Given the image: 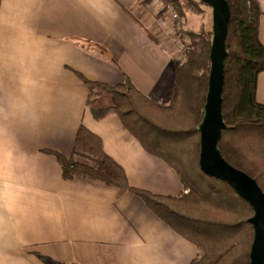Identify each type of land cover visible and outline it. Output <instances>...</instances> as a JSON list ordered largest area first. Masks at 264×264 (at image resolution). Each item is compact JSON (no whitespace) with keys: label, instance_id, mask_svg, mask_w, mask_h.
<instances>
[{"label":"crops","instance_id":"crops-1","mask_svg":"<svg viewBox=\"0 0 264 264\" xmlns=\"http://www.w3.org/2000/svg\"><path fill=\"white\" fill-rule=\"evenodd\" d=\"M257 2L264 46V0ZM152 5L0 0V264H191L197 257L195 245L140 197L81 175L66 180L55 156L71 157L83 125L130 187L161 196L184 191L178 174L116 113L94 117L81 79L110 86L128 79L159 100L173 81V58L154 10L162 11ZM256 99L264 104V72ZM96 102L95 109L109 106Z\"/></svg>","mask_w":264,"mask_h":264},{"label":"trees","instance_id":"trees-1","mask_svg":"<svg viewBox=\"0 0 264 264\" xmlns=\"http://www.w3.org/2000/svg\"><path fill=\"white\" fill-rule=\"evenodd\" d=\"M165 1L184 22L180 2ZM226 1L231 11L222 94L227 128L218 148L230 165L256 180L264 192V104L256 99L258 76L264 72V46L259 37L262 13L257 0ZM179 36L188 59L174 69L168 106L154 103L128 79L114 86L81 79L89 89L87 103L94 117L116 113L147 152L178 174L184 187L180 195L161 196L130 187L124 169L105 153L102 140L83 125L71 157L55 156L66 180L81 175L140 197L160 220L195 245L198 255L191 264H250L254 230L249 219L254 210L226 182L207 176L199 165V126L208 94L213 33L179 31ZM198 68L205 70L198 74ZM105 95L111 96V104L93 108L95 97Z\"/></svg>","mask_w":264,"mask_h":264},{"label":"water","instance_id":"water-1","mask_svg":"<svg viewBox=\"0 0 264 264\" xmlns=\"http://www.w3.org/2000/svg\"><path fill=\"white\" fill-rule=\"evenodd\" d=\"M212 9L213 27L210 50L209 87L204 118L199 126V165L204 174L226 182L254 210L249 223L254 230L250 264H264V192L257 181L245 172L230 165L218 148L222 132L227 128L223 112L225 60L228 55L226 39L231 17L226 0H200Z\"/></svg>","mask_w":264,"mask_h":264},{"label":"rangeland","instance_id":"rangeland-1","mask_svg":"<svg viewBox=\"0 0 264 264\" xmlns=\"http://www.w3.org/2000/svg\"><path fill=\"white\" fill-rule=\"evenodd\" d=\"M185 12V19L184 22L181 20V28L178 30L176 24L172 22L169 18V15L165 12H160L158 14L159 10H154L157 12V18L159 19V24L161 27H163L164 31L167 32L166 36H168L169 45L172 52V58H173V68H171V80L174 79V69L176 66L182 64L183 62L187 61V55H186V47H184L182 38L179 36V31H185L186 33H194L197 35H200L202 33L210 34L212 32L213 27V17H212V9L207 6L206 4H203L200 2V0H178ZM142 8H144V4L141 5ZM156 8V7H155ZM160 9V8H159ZM161 11V10H160ZM157 21V20H156ZM175 27V28H174ZM177 31V32H176ZM184 42H187L188 37L184 35ZM200 68V67H199ZM197 70L198 74L204 72V68L201 70ZM173 84V81L171 85ZM170 85V86H171ZM169 86V89L171 90V87ZM166 90L164 94L159 95V100L153 101L154 103L161 105V106H168L169 105V96H170V90ZM104 97V96H102ZM96 100L103 104V105H110L111 104V96L105 95L104 99H101V97H95ZM97 103V102H96ZM95 103V104H96ZM95 104H93L95 106ZM94 108V107H93ZM214 215L216 216H223L221 212L214 211Z\"/></svg>","mask_w":264,"mask_h":264},{"label":"built area","instance_id":"built-area-1","mask_svg":"<svg viewBox=\"0 0 264 264\" xmlns=\"http://www.w3.org/2000/svg\"><path fill=\"white\" fill-rule=\"evenodd\" d=\"M152 6L156 8L158 7L160 8L161 11L167 13L169 15L170 20L174 22L178 30H180L181 20H180L179 14L177 13V11L174 9V7L171 4H168L165 0H153Z\"/></svg>","mask_w":264,"mask_h":264}]
</instances>
